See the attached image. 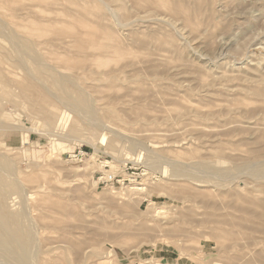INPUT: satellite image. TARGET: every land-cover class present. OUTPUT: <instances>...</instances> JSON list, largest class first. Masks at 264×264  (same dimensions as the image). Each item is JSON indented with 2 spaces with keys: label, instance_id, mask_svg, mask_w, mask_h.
I'll return each instance as SVG.
<instances>
[{
  "label": "rangeland",
  "instance_id": "obj_1",
  "mask_svg": "<svg viewBox=\"0 0 264 264\" xmlns=\"http://www.w3.org/2000/svg\"><path fill=\"white\" fill-rule=\"evenodd\" d=\"M1 156L0 264H264V0H0Z\"/></svg>",
  "mask_w": 264,
  "mask_h": 264
},
{
  "label": "bare ground",
  "instance_id": "obj_2",
  "mask_svg": "<svg viewBox=\"0 0 264 264\" xmlns=\"http://www.w3.org/2000/svg\"><path fill=\"white\" fill-rule=\"evenodd\" d=\"M21 45L23 44L21 43ZM23 46L25 47L24 49L27 48L30 51L31 54L29 57L33 60V63L37 65L39 70L42 68L44 69L45 66L42 63V58L35 53L33 45L24 43ZM52 83L63 93L65 99L72 102L73 106L79 108L82 112L84 111L85 114L92 115L95 119H98L93 110L85 111L83 109V106L88 102L85 96L82 94L75 96L68 92V85L74 83L70 78L59 74L58 76L53 77ZM13 166L14 165L10 160L2 156L0 157V256L30 263L34 260V256L32 255L34 227L32 228L30 225L27 219L28 217L25 215V211L23 213L13 211L10 209L7 202L9 195L18 194L22 190L20 183L17 182V180H10L14 171ZM101 168L103 169V167ZM130 181L131 183H134L133 178H130ZM130 191H132V194L140 195L146 193L148 190L145 187L134 186ZM34 233H36L35 228ZM20 264H22V262H20Z\"/></svg>",
  "mask_w": 264,
  "mask_h": 264
},
{
  "label": "built area",
  "instance_id": "obj_3",
  "mask_svg": "<svg viewBox=\"0 0 264 264\" xmlns=\"http://www.w3.org/2000/svg\"><path fill=\"white\" fill-rule=\"evenodd\" d=\"M87 157V153L85 151L80 150L79 152H74L70 158L77 162V163H82ZM113 184V185H123L125 183V180L121 181L116 179V177L114 176H106L103 175L101 177H99V184Z\"/></svg>",
  "mask_w": 264,
  "mask_h": 264
}]
</instances>
